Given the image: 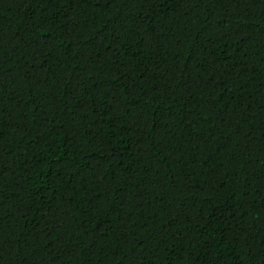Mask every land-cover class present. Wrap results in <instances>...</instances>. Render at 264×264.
Masks as SVG:
<instances>
[{
	"label": "trees",
	"instance_id": "16d2710c",
	"mask_svg": "<svg viewBox=\"0 0 264 264\" xmlns=\"http://www.w3.org/2000/svg\"><path fill=\"white\" fill-rule=\"evenodd\" d=\"M0 264H264V0H0Z\"/></svg>",
	"mask_w": 264,
	"mask_h": 264
}]
</instances>
